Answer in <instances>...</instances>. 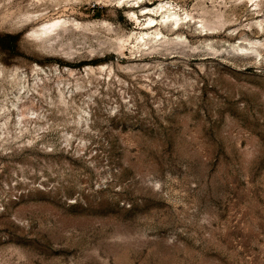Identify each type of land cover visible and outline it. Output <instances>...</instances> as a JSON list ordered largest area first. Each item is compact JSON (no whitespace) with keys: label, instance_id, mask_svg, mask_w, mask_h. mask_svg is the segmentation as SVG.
<instances>
[{"label":"rangeland","instance_id":"374dc122","mask_svg":"<svg viewBox=\"0 0 264 264\" xmlns=\"http://www.w3.org/2000/svg\"><path fill=\"white\" fill-rule=\"evenodd\" d=\"M121 1L0 0V264H264V0H143L225 23L154 53Z\"/></svg>","mask_w":264,"mask_h":264},{"label":"bare ground","instance_id":"6f19581e","mask_svg":"<svg viewBox=\"0 0 264 264\" xmlns=\"http://www.w3.org/2000/svg\"><path fill=\"white\" fill-rule=\"evenodd\" d=\"M142 1L143 0H127L124 3H122L123 1H121L120 4L122 5V7L126 6L130 8V6L133 5V7L140 9V16H138L135 11L132 10L128 13L130 17L133 18L135 23L139 22V17H144L145 21L142 24V32L140 31L138 33H133L127 39L120 37L117 38L114 44L116 51L122 52L126 48L129 38H134L137 41V49L139 50L140 48H143L152 53L166 51L172 44H177L176 39L182 38L183 35L178 30L172 34L176 35L175 39L170 37L169 33L172 32L173 26H178L186 22H193L195 18L200 19V21L197 22L196 20V22H194L195 25L199 23V27L195 26L196 30L200 29L201 31H204L206 35L212 34L217 30H221L225 25L222 19V15L218 13L207 12L202 9L203 15L201 16H193L191 13L185 11L183 17V15L179 14L173 4L170 2H161V4H159L157 7L150 8L149 6L141 7L142 5L140 3H142ZM247 2L252 3V5L255 7H258L260 5V2H258V0H247ZM79 27L80 24L75 21L59 18L49 23L47 22V24H42V27L40 29L37 28L38 30H33V32H31V37L47 46L50 44V42L54 41L62 34L69 32L73 28L77 29ZM163 28H165L168 32L166 33ZM248 43L249 44L247 46L241 45L238 47H234V49L238 51L240 50L241 53H244L245 55H256L259 57L261 55L260 48L264 46L263 42ZM103 68L104 65L98 67L97 69L100 71ZM93 71L94 70L92 68H89V72ZM21 87L23 88L24 85H22ZM64 93L61 91L59 94V99L62 102H64L65 100ZM22 118H24V116Z\"/></svg>","mask_w":264,"mask_h":264}]
</instances>
